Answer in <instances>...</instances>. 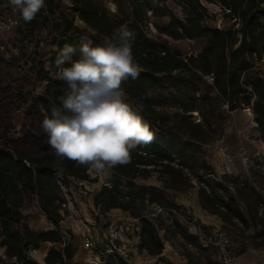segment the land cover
<instances>
[{
	"label": "trees",
	"instance_id": "trees-1",
	"mask_svg": "<svg viewBox=\"0 0 264 264\" xmlns=\"http://www.w3.org/2000/svg\"><path fill=\"white\" fill-rule=\"evenodd\" d=\"M69 1L72 11L86 26L74 24L73 16L69 18L62 11L58 13L63 27L60 37L53 40L57 48L51 51L48 68L44 69L42 64L40 67L44 69L45 89L34 95L27 104L24 113L26 121L19 135L0 144V249H3L2 255L5 256L3 258L0 254V264L30 263L29 248H37L44 241L52 243L44 257L45 264H65L66 259L72 258V246L62 240L56 229L63 213H66L62 187H67L70 181L88 180V167L78 166L69 160H64L62 166H54L56 158L41 123L45 113L51 115L53 102L59 104L57 97L63 94L66 87L62 81L52 77L58 71L55 60L59 50L65 44H72L77 47L74 59L79 58L78 49L82 42L91 41L95 46L102 42L104 36H110L122 26L135 33L134 56L143 69L138 79H129L122 87L126 100L131 101L137 109L142 106L140 114L149 122L155 139L146 146L132 150L126 165L113 168L108 180L94 195V205L103 211L121 208L133 218L136 217L140 224L138 246L149 254L161 253L162 239L171 242L179 236L182 239L181 254L187 259V264H221L213 261L210 254L204 253L205 258L191 252L188 245L198 243L204 251L207 247L202 246L198 236L191 234L177 217L172 216L171 222L167 223L168 218L162 217L161 212L153 218L147 216L146 213H153L147 209L148 203L171 212L179 206L159 188L137 184L134 178L146 166L159 165L158 171L166 177L170 186L183 190L195 184L190 177L194 174L198 183V202L208 213L229 223H235L234 218L243 224H247L248 219L264 223V208L261 209L264 197L254 184L237 176L227 178L232 191L226 176L217 178L198 154L201 143L207 141L202 126H210L207 121L213 116L212 105L226 102L228 109L232 110L241 103H250L251 97L245 95L243 83L249 85L255 95L252 105L254 118L264 129V79L252 73L247 74L245 82L240 80L249 70L246 59H260L264 53V0H216L224 11L227 10L224 12L226 16L233 18L234 22L238 21V27L231 26L226 30L203 24L205 6L201 0H173L182 9V19L165 5L166 0H161L162 3H159L160 0H112L117 7V15L112 17L102 0ZM45 2L46 8L37 15L55 12L57 2ZM2 3L10 2L0 0ZM148 10L153 15L168 17L164 26L155 25L158 33L174 39H203L204 45L197 56L185 59L179 51L166 46L165 41L153 43L144 33ZM71 29L76 35L68 34ZM238 33L239 40L236 37ZM209 73L213 75L211 83L203 78ZM18 84L15 80L9 83L0 80V91L11 97L13 86L14 89L21 87ZM164 89L171 90L169 95L184 113L201 105L203 124L186 121L189 116H181L178 123L168 122L162 112L154 109L153 101L148 96V90ZM213 90L215 94L211 97L209 94ZM16 93L19 95L21 92L16 90ZM34 198L54 228L34 231L24 221L22 207L26 200ZM237 200L246 207L247 217L235 206ZM232 207L235 210H231ZM160 231H163L162 235ZM11 259L12 262L9 261ZM105 259V264H127L116 256Z\"/></svg>",
	"mask_w": 264,
	"mask_h": 264
},
{
	"label": "rangeland",
	"instance_id": "rangeland-1",
	"mask_svg": "<svg viewBox=\"0 0 264 264\" xmlns=\"http://www.w3.org/2000/svg\"><path fill=\"white\" fill-rule=\"evenodd\" d=\"M201 1L205 6L203 24L222 30L239 26L238 21L234 22L233 18L224 14L227 10L224 11L216 0ZM54 2H57V8L53 14L44 12L42 15H36L29 23H25L20 18L19 13L10 3L0 4V18L11 17L16 20V24L8 30L0 31V80H4L5 83L15 80L16 84L19 83L18 85L21 86L15 87L21 92L19 95L13 86L11 97L0 91V144L3 140L7 141L19 135L21 126L26 121L24 113L27 104L34 95L42 93L45 89L46 80L43 79V70L48 68L51 51L57 48L53 40L60 37L63 27V21L58 13L62 11L69 18L73 16L74 24L80 27L86 26L72 11L69 0H54ZM102 3L111 17L117 15V7L112 0H102ZM159 3H162L161 0ZM164 3L176 16L181 19L184 17L181 7L175 1L166 0ZM147 17L144 33L153 43L165 41L166 46L179 51L185 59L189 56L196 57L203 47V39H174L158 33L155 25L164 26L168 21L167 16L153 15L148 10ZM68 34L76 35L72 29ZM236 37L239 40L240 34H236ZM246 62L249 70L241 76V81L245 82L247 74L252 73H257L264 79V53L261 54L260 59L248 57ZM41 64L44 68L42 70ZM52 77L55 78V75ZM203 78L207 83L213 81L212 73L204 75ZM242 85L246 87L245 95L251 97L250 103L248 105L241 103L232 110L228 109L226 102L212 105L213 116L207 121L210 123L208 128L203 124L201 105L193 111L184 113L177 107L175 99L169 95L170 89L148 90V96L153 101L154 109L162 112L168 122L178 123L181 116H189L186 121H199L203 124L207 141L201 143L198 154L217 178L222 179L226 176L227 182V178L236 176L246 179L254 184L264 197V129L254 118L252 105L255 95L249 85L244 83ZM214 94L215 90L209 96L213 97ZM126 101L135 108L131 101ZM159 168V165L146 166L145 169L140 170L134 180L137 184L159 188L179 208L172 209L171 212L154 203H148L147 209L153 213H146L147 216L153 218L161 212L162 217L168 218L167 223L171 222L172 216L177 217L191 234L198 236L199 243L207 247L204 251L198 243L188 245L191 252H196L197 255L206 258V255L210 254L213 261L216 260L221 264H264V223L248 219L247 224H243L236 218H234L235 223L221 220L220 217L208 213L200 206L197 199L198 183L196 184L197 179L194 174L190 176L192 182H195L192 187L177 190L170 186L166 177L158 171ZM184 171L188 170L184 169ZM88 174V180L70 181L67 187H62L66 198V213H63V218L56 229L62 240L69 243L74 250L72 258L66 259L65 264H87L90 253L83 246L85 236L92 234L100 240L101 232L109 218H115L117 221L127 216L133 218L121 208L103 211L99 206H95L93 197L108 180L110 174L102 178L89 168ZM228 184L233 191L231 183ZM124 190L129 191L127 188ZM235 206L247 217V210L242 202L237 200ZM262 208L264 205L261 206ZM231 210L235 209L232 207ZM22 214L24 221L34 231H45L55 227L41 211L35 198L25 201ZM162 233L163 231L159 232L160 235ZM162 241L163 249L157 255L149 254L138 246L134 254L137 264H187V259L181 254L182 239L179 236L171 242L165 239ZM51 246V242L44 241L37 248L30 247L28 264H45L44 257ZM56 246L59 247L58 244ZM2 252L1 248V255ZM2 257L5 258L3 255ZM9 261L12 262L13 259ZM105 261L102 264H105Z\"/></svg>",
	"mask_w": 264,
	"mask_h": 264
},
{
	"label": "clouds",
	"instance_id": "clouds-1",
	"mask_svg": "<svg viewBox=\"0 0 264 264\" xmlns=\"http://www.w3.org/2000/svg\"><path fill=\"white\" fill-rule=\"evenodd\" d=\"M9 2L25 23L46 8L45 0ZM134 40L135 33L124 26L95 46L82 42L79 58L74 59L77 47L72 44L59 50L55 78L66 87L41 123L56 158L54 166L69 160L103 178L126 165L132 150L154 141L155 132L140 114L142 106L133 108L122 87L143 71L134 56Z\"/></svg>",
	"mask_w": 264,
	"mask_h": 264
},
{
	"label": "built area",
	"instance_id": "built-area-1",
	"mask_svg": "<svg viewBox=\"0 0 264 264\" xmlns=\"http://www.w3.org/2000/svg\"><path fill=\"white\" fill-rule=\"evenodd\" d=\"M13 24L16 20L11 17L0 18V31L8 30ZM139 232L140 224L136 218L127 216L121 221L109 218L100 240L92 234L85 236L83 246L90 253L87 264H102L107 256H116L127 264H137L134 254L138 249Z\"/></svg>",
	"mask_w": 264,
	"mask_h": 264
},
{
	"label": "bare ground",
	"instance_id": "bare-ground-1",
	"mask_svg": "<svg viewBox=\"0 0 264 264\" xmlns=\"http://www.w3.org/2000/svg\"><path fill=\"white\" fill-rule=\"evenodd\" d=\"M89 258H90V256H89Z\"/></svg>",
	"mask_w": 264,
	"mask_h": 264
}]
</instances>
